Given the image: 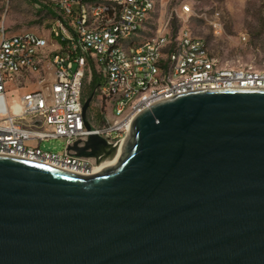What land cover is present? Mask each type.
Instances as JSON below:
<instances>
[{
  "label": "water",
  "instance_id": "obj_1",
  "mask_svg": "<svg viewBox=\"0 0 264 264\" xmlns=\"http://www.w3.org/2000/svg\"><path fill=\"white\" fill-rule=\"evenodd\" d=\"M69 149L115 160L82 175L0 155V264H264V88L178 94L116 150Z\"/></svg>",
  "mask_w": 264,
  "mask_h": 264
},
{
  "label": "built area",
  "instance_id": "obj_2",
  "mask_svg": "<svg viewBox=\"0 0 264 264\" xmlns=\"http://www.w3.org/2000/svg\"><path fill=\"white\" fill-rule=\"evenodd\" d=\"M156 14L155 0H57L46 35L11 33L0 23V155L90 174L97 160L69 148H83L93 135L114 148L134 117L158 101L264 88V68H221L185 30H153ZM93 78L98 109L86 111L88 131L83 90ZM50 139L64 141L62 153L40 149Z\"/></svg>",
  "mask_w": 264,
  "mask_h": 264
},
{
  "label": "rangeland",
  "instance_id": "obj_3",
  "mask_svg": "<svg viewBox=\"0 0 264 264\" xmlns=\"http://www.w3.org/2000/svg\"><path fill=\"white\" fill-rule=\"evenodd\" d=\"M57 0H0V23L11 33L46 35L48 17ZM152 29L168 24L202 40L221 68H264V0H155ZM89 86L83 90L84 100ZM21 94V92H19ZM95 98L87 113L97 112ZM45 152L60 154L64 141L40 143Z\"/></svg>",
  "mask_w": 264,
  "mask_h": 264
},
{
  "label": "bare ground",
  "instance_id": "obj_4",
  "mask_svg": "<svg viewBox=\"0 0 264 264\" xmlns=\"http://www.w3.org/2000/svg\"><path fill=\"white\" fill-rule=\"evenodd\" d=\"M119 144H120V142L114 147L115 150L119 147ZM114 160H115V151H114V153L110 154L108 158L103 159L99 163V165L96 167L94 173L97 172L101 168V166H103V165L113 164L114 163Z\"/></svg>",
  "mask_w": 264,
  "mask_h": 264
},
{
  "label": "trees",
  "instance_id": "obj_5",
  "mask_svg": "<svg viewBox=\"0 0 264 264\" xmlns=\"http://www.w3.org/2000/svg\"><path fill=\"white\" fill-rule=\"evenodd\" d=\"M96 85H97V81L95 80V78H93L92 80H91V83H90V85H89V92H88V94H87V96H86V99H88L89 97H93V92H94V89L96 88Z\"/></svg>",
  "mask_w": 264,
  "mask_h": 264
}]
</instances>
